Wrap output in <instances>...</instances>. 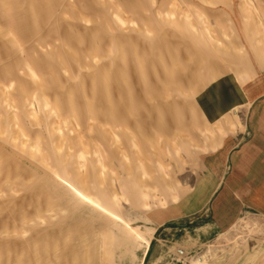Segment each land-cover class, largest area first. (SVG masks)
<instances>
[{
    "label": "rangeland",
    "instance_id": "1",
    "mask_svg": "<svg viewBox=\"0 0 264 264\" xmlns=\"http://www.w3.org/2000/svg\"><path fill=\"white\" fill-rule=\"evenodd\" d=\"M263 73L264 0H0V264H264L192 203L201 94Z\"/></svg>",
    "mask_w": 264,
    "mask_h": 264
},
{
    "label": "crops",
    "instance_id": "2",
    "mask_svg": "<svg viewBox=\"0 0 264 264\" xmlns=\"http://www.w3.org/2000/svg\"><path fill=\"white\" fill-rule=\"evenodd\" d=\"M211 89L200 97L215 100L203 110L206 122L211 123L209 117L216 121L218 137L199 158L197 200L192 203L197 202L193 211L215 232L225 233L242 215L264 223V73L237 92L215 91L210 98Z\"/></svg>",
    "mask_w": 264,
    "mask_h": 264
}]
</instances>
